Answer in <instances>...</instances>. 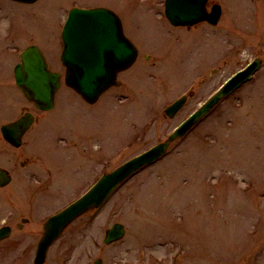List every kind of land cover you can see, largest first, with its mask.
<instances>
[{"label":"rangeland","instance_id":"rangeland-1","mask_svg":"<svg viewBox=\"0 0 264 264\" xmlns=\"http://www.w3.org/2000/svg\"><path fill=\"white\" fill-rule=\"evenodd\" d=\"M212 1L222 5L220 23L188 29L163 19L165 0H0V128L25 111L38 117L19 149L0 130V165L13 178L0 188V228L13 229L0 242V264H34L48 217L104 172L164 141L231 75L264 59V0ZM73 4L116 11L140 60L96 105L63 85L55 110L40 112L16 86L14 67L24 47L36 44L53 70L62 68L59 38ZM191 90L178 115L166 117V107ZM117 222L126 237L104 244L105 230ZM98 258L103 264H264V64L158 163L73 223L45 264Z\"/></svg>","mask_w":264,"mask_h":264},{"label":"water","instance_id":"water-1","mask_svg":"<svg viewBox=\"0 0 264 264\" xmlns=\"http://www.w3.org/2000/svg\"><path fill=\"white\" fill-rule=\"evenodd\" d=\"M17 1L34 2L35 0ZM206 1L167 0V15L176 25H189L205 19L216 24L220 18V7H217L215 12L209 15L205 10ZM63 38L65 50L62 60L67 67L66 82L89 103L96 102L107 88L115 84L117 73L131 66L137 56L133 47H125L127 40L123 35L121 22L109 10L72 11ZM260 64L261 61H255L249 68L232 78L217 95L187 120L170 137L168 142L156 146L115 172L105 175L82 199L51 218L45 224V234L39 244L37 262L45 261L49 246L71 222L87 210L100 206L107 196L133 172L163 155L172 140L187 133L222 97L247 81ZM15 72L17 84L29 100L43 110L54 107L55 94L60 87L61 75L48 69L45 58L38 47H28L21 54V63L17 65ZM185 101L186 98L177 101L166 110V113L173 117ZM32 121L33 117L27 114L19 121L3 126L4 136L14 145L19 146L23 133L30 127ZM10 181L11 176L8 172L0 169V186H6ZM10 233L9 227L2 228L0 240L8 237ZM124 234V226L115 224L106 231L105 243L110 244L118 241L123 238ZM96 264H102L101 260H98Z\"/></svg>","mask_w":264,"mask_h":264}]
</instances>
